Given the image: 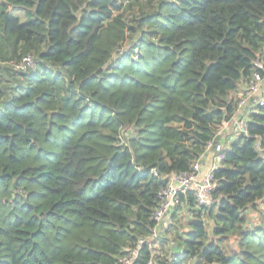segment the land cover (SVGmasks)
<instances>
[{"label": "trees", "instance_id": "obj_1", "mask_svg": "<svg viewBox=\"0 0 264 264\" xmlns=\"http://www.w3.org/2000/svg\"><path fill=\"white\" fill-rule=\"evenodd\" d=\"M256 72L264 0H0V264H121ZM222 151L136 264H264V106Z\"/></svg>", "mask_w": 264, "mask_h": 264}, {"label": "built area", "instance_id": "obj_2", "mask_svg": "<svg viewBox=\"0 0 264 264\" xmlns=\"http://www.w3.org/2000/svg\"><path fill=\"white\" fill-rule=\"evenodd\" d=\"M34 66V58L32 56H27L20 63L18 69L22 72H25L28 68H32ZM263 88L264 73H254L248 84V87L246 88L247 92L242 95V98L238 104V110L241 108H243V110L251 108V111H253L257 107H263ZM242 132H245V124L243 126ZM212 145L213 143L209 144L208 150L212 148ZM224 157V152L220 151L217 154L215 166L202 179H200V173L201 161L203 157L193 163L189 171L172 173L168 177L166 185H164L158 192L159 202L154 213V221L156 226L152 235L147 240L140 239L137 244L138 246L135 249L130 250L128 255L121 259V264H136L137 258L139 257V254L146 243L149 245H156L155 243H158L159 239L165 237L167 231H169L175 225L176 218L174 219V215L178 208L183 204L182 197L187 195L189 192L194 195L196 204L199 207L211 208L215 204V201L212 197V194L216 189L214 171L219 167ZM154 174L158 177V173L155 170ZM158 247L160 246H155V248ZM150 264H152V262H150Z\"/></svg>", "mask_w": 264, "mask_h": 264}, {"label": "crops", "instance_id": "obj_3", "mask_svg": "<svg viewBox=\"0 0 264 264\" xmlns=\"http://www.w3.org/2000/svg\"><path fill=\"white\" fill-rule=\"evenodd\" d=\"M6 78H8V75H6ZM247 89H244V91L241 93V96L244 95L247 91ZM262 94H264V88L262 89ZM251 108H247L246 110H243V108L239 109L237 114L232 118V120L229 123H225L223 128L221 129V132L213 142L212 148L209 149V151L206 153V155L203 157L201 161V173H200V179H202L211 169L215 166V160L217 157V154L228 147L230 143H232L240 133H242L243 126L248 120V116L250 114ZM190 211L191 208L188 204H185V206L182 209L181 215L179 214L178 220L186 223L188 222L190 218ZM181 225V224H180ZM178 225V227L180 226ZM174 254L178 257H181L183 255V250L180 248H176L174 250Z\"/></svg>", "mask_w": 264, "mask_h": 264}, {"label": "rangeland", "instance_id": "obj_4", "mask_svg": "<svg viewBox=\"0 0 264 264\" xmlns=\"http://www.w3.org/2000/svg\"><path fill=\"white\" fill-rule=\"evenodd\" d=\"M15 15L18 16V17H20L22 20H26L28 18L27 15H26V13H24L23 11H19V10H15ZM262 207L264 208V205H262ZM181 213H180V215H181ZM254 217H255V219H254ZM254 217H252L253 219L250 220V221H251V224L253 226H257L258 225V222H257L256 216H254ZM156 250H157V253L158 254H162L163 253L161 251L160 247L156 248Z\"/></svg>", "mask_w": 264, "mask_h": 264}]
</instances>
